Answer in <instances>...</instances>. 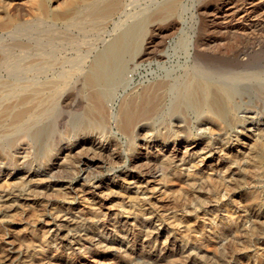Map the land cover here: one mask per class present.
<instances>
[{
  "label": "rangeland",
  "instance_id": "obj_1",
  "mask_svg": "<svg viewBox=\"0 0 264 264\" xmlns=\"http://www.w3.org/2000/svg\"><path fill=\"white\" fill-rule=\"evenodd\" d=\"M37 1L0 0L1 23L9 16L21 22L18 33L12 30L14 33L2 34L0 31V36H5L4 40L0 39V49L15 54L13 48L5 47L10 42L39 40L46 35L80 46L75 48L79 53H75V49L65 50L67 56L91 55L90 49L99 48L103 39L113 36L108 35L114 29L112 20L125 24L132 22L142 11L154 9L160 0H98L91 10L80 5V11L73 14L75 28L67 25L70 21H63L55 23L56 29L39 20ZM46 1L50 10L58 11L70 0ZM162 2L164 0L159 3ZM178 2L170 19H159L146 26L141 48L149 46L151 51L155 47L152 51L156 55H170L175 65L185 59V52L173 50L181 41H186L189 48L195 41L209 42L212 50L206 51V57L222 60L221 70L225 73L233 69L236 73H261L255 79H236L235 100L240 105L236 110L237 124L225 126L213 134L205 132L204 143L190 144L191 139L203 131L194 124L190 139L162 143L140 136L130 148H127V139L112 128L107 133L110 139L95 136L90 141L103 145L105 154L118 151L117 159L110 162L106 157H100L92 162V150H86L90 141L80 139L65 146L49 166L33 164L27 179L21 178L24 170L7 168L1 162L0 264H264V155L263 162L256 156L254 159L255 154L250 148L255 139L264 142V0ZM119 4H125L124 9L121 6L111 20L105 21L104 8ZM121 9L130 16L127 20L121 15ZM33 11L37 13L34 15ZM3 42L9 43L4 45ZM153 60L154 56L137 70L135 83L151 71L147 63ZM153 68L156 69L157 64ZM66 103V110L75 109L77 105L74 96ZM206 143L213 144L210 154ZM198 149L205 153L203 160L192 154L193 150L200 151ZM172 152H176L177 158L173 161L176 169L166 172L161 166L154 165L164 153ZM25 155L24 151L15 154L18 164ZM51 163L55 164L50 166ZM21 165L22 168L24 164ZM8 172L12 176L6 177ZM189 175L195 179V186L189 185ZM203 179L208 185L222 181L221 190L208 189L210 185L212 187L210 184L198 191V180ZM24 193L26 200L19 197ZM7 197L10 199L2 201ZM131 203L137 207L141 205L146 212L155 210L162 217L138 216L130 212ZM179 217L183 222H177ZM147 219L151 220L154 234H136ZM68 221L77 224L69 226ZM94 226L96 230L91 229ZM56 231L57 237L54 236ZM77 235H88L91 242L77 243L74 240Z\"/></svg>",
  "mask_w": 264,
  "mask_h": 264
},
{
  "label": "bare ground",
  "instance_id": "obj_2",
  "mask_svg": "<svg viewBox=\"0 0 264 264\" xmlns=\"http://www.w3.org/2000/svg\"><path fill=\"white\" fill-rule=\"evenodd\" d=\"M96 1L98 0L65 1V4L60 9L58 8L59 10L57 11L48 8V1L38 0L37 8L39 10L37 16L39 20L41 19V22L44 20L45 24L52 27L56 26L55 23L63 21H70L67 25L73 26L75 25L73 22H76L73 14L78 12L79 6L86 5V8L90 9ZM178 1L180 0H164L162 3L156 1L158 5L154 9L148 10L149 12L146 11V13L142 11L135 16L132 22H127V24L122 21L112 20L114 29L108 35L113 36L108 40H106L107 38L103 39V44L98 46L99 48H96L97 46L94 48L97 49L96 52H93L94 49H90L88 52H92L91 55L87 53L82 55V57L67 56V51L65 50L77 49L79 45L70 40H60L59 38V40H56L55 38L57 37L52 38L46 35L45 38H39V40L21 39L13 43L7 42L9 44L5 47L10 46L16 53L10 54V49L8 50L10 52L4 51L2 48L0 49V163H5L7 168L24 170L21 178L27 179V174L32 170L33 164L45 165L46 163L47 166L50 162H53L54 158L56 159L59 156L60 151L65 146H69L76 141L79 142L80 139H84L86 142H89L95 136L110 139L111 137L109 138L107 133L112 128H115L118 134L127 139V148H130L136 138L141 137L154 138V140L162 143L181 138L185 140L190 139L193 137L191 130L194 124H196L198 129L203 131L198 133L196 138H192L193 140L191 139L190 144H196L198 141L204 143L206 141L205 132L208 131L210 134H213L214 131L219 132L225 126L235 124L236 110L240 106L235 100L236 79H255L257 76H261V73H236L234 69L233 71L226 70L225 73V71L221 70L222 60L219 61L206 57V51L211 52L212 50L210 49L212 46L209 47L212 43L209 44V42L208 44H201L195 43V41L192 44L193 47L189 48L186 41H181L180 44L174 46L173 50L185 52V59L183 62H176L175 65L172 63L170 55L166 57L159 54L156 55L152 51L155 47L151 48V51L149 46L142 45L143 48H141V40L146 26L153 24L159 19H170L174 13L176 4L179 3ZM123 5L119 4L104 8L105 10L102 15L105 21L111 20L121 6L124 9ZM92 8L94 7L92 6ZM123 9L119 11L127 20L130 17L127 13L129 7H127V11H123ZM35 13L37 12H34V15ZM9 17L6 22L1 23L0 20V31L2 34L14 33L12 30L18 33V29L21 28V22L17 18L13 19L11 18L12 16ZM37 20L34 21L36 22ZM56 28L54 27V29ZM166 34L168 35L169 33ZM1 38L4 40L5 36H0ZM161 40L159 39V41ZM5 43L3 42L4 45H7ZM3 44L1 43V45ZM206 45L208 46L205 47ZM75 50L74 52L76 53L77 50ZM151 54L155 58V60L147 63V67L151 71L147 75L143 74L144 76H142L139 82L135 83L137 70L145 65V62L152 57H150ZM195 55L201 57L198 58ZM219 58H222V56H219ZM224 63H227V61ZM154 64H157L156 69L153 68ZM244 64L242 63V65ZM146 76L151 77L145 78ZM72 96L75 97L77 105L75 109L66 110L65 104H67L66 102ZM88 144L86 150H92L93 155L90 153L92 155L90 159L92 162L100 157H106L107 160L112 162L119 157L118 151L105 154L104 146L95 143V141H90ZM206 145V148L208 147L207 152L210 154L213 150V144L206 143ZM250 148H252L253 154H255L253 158L256 156V158L260 159H258L259 161H262L264 142L255 139ZM20 151L26 153L23 161L19 162L20 165L24 164L22 168L19 166L17 157L15 156ZM203 152L201 150L194 152L193 150L192 154L198 155L200 160H203L205 157V153ZM175 154L176 152L164 153L159 157L157 162H154V165L161 166L166 172H170L174 168L176 169L177 167L173 164L176 157ZM182 160L185 163V159ZM53 164L55 163H51L50 166ZM5 176L10 177L12 174L8 172ZM188 177L190 178L187 180L190 182L189 185L195 186L197 184L195 179H191L190 175ZM198 181V191H203L202 189L212 184L208 185V181L205 179ZM220 182L222 183L220 180L215 181L212 187L210 185L208 189L210 188L214 192L219 191V189L221 190ZM25 189L28 190V188ZM19 197L22 200L27 199L25 193L19 195ZM9 199L7 197L2 201ZM129 207L130 212L138 216L148 214L149 217L152 218L153 216L154 219L155 217H162L155 210L146 212L139 204L137 207V205L131 203ZM150 219H147L148 222H145V225L138 226L136 234H145L147 236L154 234ZM181 220L179 217L177 222H183ZM67 223H69V226L77 224L76 221H68ZM91 229L96 230L97 228L94 226ZM214 231L217 234L221 233L217 230ZM214 231L212 232L214 233ZM57 235L59 234L56 231L54 236L57 237ZM74 238L77 243L81 241L91 242V238L88 235H77Z\"/></svg>",
  "mask_w": 264,
  "mask_h": 264
}]
</instances>
